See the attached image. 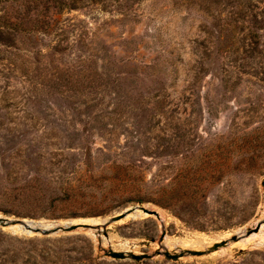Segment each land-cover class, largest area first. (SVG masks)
<instances>
[{"label": "rangeland", "instance_id": "374dc122", "mask_svg": "<svg viewBox=\"0 0 264 264\" xmlns=\"http://www.w3.org/2000/svg\"><path fill=\"white\" fill-rule=\"evenodd\" d=\"M0 19L37 27L0 45V217L62 223L139 205L164 218L125 219L100 238L105 251L151 256L141 261L104 257L91 233L18 228H0V253L80 257L81 236L105 264H264V243L240 240L162 254L202 251L264 220V0H22L1 3ZM236 159L243 171H229ZM132 169L178 207L114 198L103 216L73 217L82 211L64 204L104 198Z\"/></svg>", "mask_w": 264, "mask_h": 264}, {"label": "trees", "instance_id": "16d2710c", "mask_svg": "<svg viewBox=\"0 0 264 264\" xmlns=\"http://www.w3.org/2000/svg\"><path fill=\"white\" fill-rule=\"evenodd\" d=\"M10 1H22V0H0L1 3H9ZM36 26V25H35ZM33 26L32 29H21V26L18 24H11L7 21L0 19V45L3 46H11L14 41L12 39L11 32L20 31L22 33H29L34 32L37 30V27ZM232 139V138H231ZM235 140H231L228 144V147L234 144ZM227 167L229 171H243L244 166L246 163L242 161V159H236L234 161L229 160L227 163ZM247 170V169H244ZM134 169L128 176L127 180L123 181L121 184L117 185L113 189L107 192L104 198L98 201H77L74 197L67 198L64 201V204L68 207H75V210L82 211V213H78L77 215H73V217H98L107 214L110 209L106 210H99L98 208L108 202L117 198V201H113L116 207L124 206L129 203H151L156 206L172 209L178 207V201L173 198L172 192H166L163 188H155V189H148L147 186L143 184L141 180H136L132 177L134 173ZM219 172L213 173V177L215 174ZM212 182L217 183L220 179L213 178ZM99 210V211H98ZM6 235L0 232V243L5 241ZM76 242H80L84 245V249H80V251H74L80 254V257H51L49 255H44L46 252H42L43 255L35 256L36 252L34 251H24V249H8L4 250L0 253V264H105L99 262V257H95L93 255V247L90 241L81 236H76L73 238ZM59 240L58 243H60ZM57 243V242H56ZM45 242H42L44 245ZM31 249H34L32 246ZM86 251V252H85ZM37 258L41 260V263L37 262Z\"/></svg>", "mask_w": 264, "mask_h": 264}, {"label": "water", "instance_id": "95a60500", "mask_svg": "<svg viewBox=\"0 0 264 264\" xmlns=\"http://www.w3.org/2000/svg\"><path fill=\"white\" fill-rule=\"evenodd\" d=\"M264 186V179L262 182ZM139 212L141 215L146 217H154L158 219L159 216L156 211L149 209L145 206H131L125 208L119 212H116L112 215L103 217V218H87L83 220H68L63 221L62 223L58 221H54L50 226H42L39 224H33L32 221L27 220H19L14 219L10 220L8 218L0 217V228L8 229L11 228H19L21 229V234L27 236H39V237H59V236H68L72 234H88L93 233L98 238V249L103 252V256L106 258H110L112 260H120L123 261L125 259H129L131 261H141L145 259L151 258V256L146 254L135 255L133 253H123V252H114L112 250L105 251L101 247V237L107 238V230L124 221L128 216L133 215ZM97 219V220H94ZM89 220V222H84ZM71 221H82L79 223H74ZM260 224H264V220L260 222ZM259 227H256L253 231L246 230L243 234H232L228 239L222 240L218 243H213L210 246L204 248L202 251L198 250H182L179 254L176 252L170 253L169 251H165L163 256L169 260H177L185 255L190 256H202L205 254H210L216 252L218 249L226 247L230 244L236 243L240 240L241 237H248L251 233L257 232ZM241 252V251H240Z\"/></svg>", "mask_w": 264, "mask_h": 264}, {"label": "bare ground", "instance_id": "6f19581e", "mask_svg": "<svg viewBox=\"0 0 264 264\" xmlns=\"http://www.w3.org/2000/svg\"><path fill=\"white\" fill-rule=\"evenodd\" d=\"M157 214L159 216L158 220L160 222H162L164 220V218L162 216V213H160V212L157 211ZM139 217H143V215H141L139 212H137V213H135L133 215L128 216L126 218V220H128V219H136V218H139ZM144 217H146V216H144ZM94 220H97V219H94ZM80 222H82V221H80ZM84 222L87 223V222H89V220L84 221ZM33 224H39V225H42V226H50V225L53 224V222H33ZM256 227H259V230L257 232L251 233L248 237H241L240 238V242H239L240 245H242V246H259V245H261V244L264 243V225H261L258 220H255L252 223H250L247 229L253 231ZM247 229L246 228L240 229L239 231L236 232V234L241 235ZM19 230H21V229H19ZM91 234H93V233L91 232ZM178 244H179V242H177V241H171L168 238H165V240L163 241V245L164 246H166V247H172V249L179 248V245ZM196 245L203 246V243H200L199 242Z\"/></svg>", "mask_w": 264, "mask_h": 264}]
</instances>
